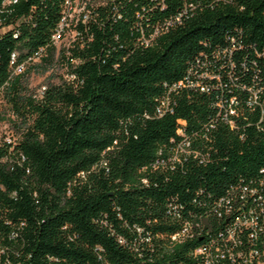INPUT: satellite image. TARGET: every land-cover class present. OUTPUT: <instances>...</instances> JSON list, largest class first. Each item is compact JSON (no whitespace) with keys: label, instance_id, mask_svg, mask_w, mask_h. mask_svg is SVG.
<instances>
[{"label":"trees","instance_id":"trees-1","mask_svg":"<svg viewBox=\"0 0 264 264\" xmlns=\"http://www.w3.org/2000/svg\"><path fill=\"white\" fill-rule=\"evenodd\" d=\"M60 2L0 0V86L11 53L48 42ZM100 16L73 82L22 103L26 161L0 172L25 222L19 264H195L209 242L224 264L264 262V0H121ZM139 28L162 35L126 45Z\"/></svg>","mask_w":264,"mask_h":264},{"label":"built area","instance_id":"built-area-1","mask_svg":"<svg viewBox=\"0 0 264 264\" xmlns=\"http://www.w3.org/2000/svg\"><path fill=\"white\" fill-rule=\"evenodd\" d=\"M17 0H2V3H14ZM121 0H61L59 5V16L58 19L50 31L48 42L25 56L22 60L15 62L14 53L10 54L9 60V72L6 80L0 86V90L7 85L8 80L12 79L13 74L18 72L21 69L23 63L27 62L30 59L40 57L42 53L45 52L48 46L57 42L62 33L65 31L66 26L73 21L74 18H77L80 23V33H82V39L84 40V45L89 46L90 42L93 39V26H99L102 18L100 13L107 11L110 13L111 17L115 15L117 7L120 5ZM187 8H190V4L184 5V8L181 12L164 21L163 27L167 28L171 23L178 22L180 20L181 14L186 11ZM117 14V13H116ZM76 20V19H75ZM159 33L158 28H154L147 35L144 31L139 28L135 33H128L132 35L131 41H135L134 44H130L134 48H141L143 41L151 40L152 37ZM127 45V44H126ZM81 61V57L77 61H74L72 66L67 69L66 77L61 80L60 83L55 85H63L64 83L68 84L73 82L75 79V74L72 69ZM182 81H178L176 85H181ZM48 85L54 84H44L40 86L39 89L32 95H27L33 101H40L44 92L46 91ZM196 85H199L198 83ZM26 98V97H25ZM169 110L168 99L163 97L159 99V102L155 108L157 115H161L166 110ZM228 114H232L233 110L229 108L227 110ZM27 114V112H26ZM30 117V115H29ZM31 119V117H30ZM30 123V120H29ZM180 132V131H179ZM18 140L15 139H2L0 141V172H10L14 173L15 167L23 165L26 161L23 153L15 149L14 145ZM187 151L182 147L178 148V152H174L171 156V160L177 159L178 153H186ZM140 170H143L142 168ZM139 170V171H140ZM28 173V169L24 167V174ZM142 182H145L142 179ZM15 202V189L9 183H5L0 179V264H19V252L17 246L21 242L22 234L25 230V222L23 220H16L15 209L13 203ZM219 203L222 202V199H219ZM225 211H228V208H225ZM236 220V219H235ZM241 220H236L234 222L235 226L240 225ZM237 230V229H236ZM190 235L188 223H183V226L180 231L170 235V239L180 242L186 236ZM145 243L150 242V237L148 235L142 236ZM227 240L234 241V232L232 229L227 230ZM119 243H125L123 238L117 237ZM129 248L131 247L128 245ZM256 250L249 252V255L256 254ZM235 255L239 256L238 253ZM226 254L223 251V248L209 242L207 244H201L193 248L190 252V257L195 260V264H224L222 262L225 259ZM234 255L228 254L227 259L232 258ZM241 263H251L247 261V258H242ZM233 264V263H232ZM236 264H240L239 262ZM256 264H264L263 261L256 260Z\"/></svg>","mask_w":264,"mask_h":264},{"label":"rangeland","instance_id":"rangeland-1","mask_svg":"<svg viewBox=\"0 0 264 264\" xmlns=\"http://www.w3.org/2000/svg\"><path fill=\"white\" fill-rule=\"evenodd\" d=\"M77 20L74 18L66 26L62 37L48 46L40 57L23 63L21 69L0 90V141L20 140L23 137L30 120V114L22 110L24 98L34 94L44 84L60 83L66 77L67 69L88 50L89 46L84 45ZM160 35L162 33H156L151 40L143 41L142 47L153 46ZM122 39L125 44L135 43L128 33Z\"/></svg>","mask_w":264,"mask_h":264}]
</instances>
